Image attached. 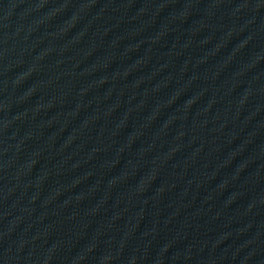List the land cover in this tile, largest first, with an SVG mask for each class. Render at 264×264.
I'll return each mask as SVG.
<instances>
[{"label": "water", "instance_id": "obj_1", "mask_svg": "<svg viewBox=\"0 0 264 264\" xmlns=\"http://www.w3.org/2000/svg\"><path fill=\"white\" fill-rule=\"evenodd\" d=\"M0 264H264V0H0Z\"/></svg>", "mask_w": 264, "mask_h": 264}]
</instances>
